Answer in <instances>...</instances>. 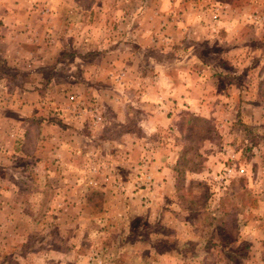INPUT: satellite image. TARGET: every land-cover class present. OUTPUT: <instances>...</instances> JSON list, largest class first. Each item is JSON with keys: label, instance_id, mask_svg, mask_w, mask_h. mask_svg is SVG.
Masks as SVG:
<instances>
[{"label": "rangeland", "instance_id": "rangeland-1", "mask_svg": "<svg viewBox=\"0 0 264 264\" xmlns=\"http://www.w3.org/2000/svg\"><path fill=\"white\" fill-rule=\"evenodd\" d=\"M11 10L24 37L22 53L11 49L0 16V264H124L119 250L142 249L125 238L182 257L207 241L203 264H243L241 238L264 254V0H0V14ZM188 18L184 50L211 61L228 50L252 66L218 61L236 99L215 116L169 103L159 70L140 65L163 55L145 50L150 32ZM73 49H91L96 64L76 74L102 78L101 99L91 80L68 83Z\"/></svg>", "mask_w": 264, "mask_h": 264}, {"label": "crops", "instance_id": "crops-1", "mask_svg": "<svg viewBox=\"0 0 264 264\" xmlns=\"http://www.w3.org/2000/svg\"><path fill=\"white\" fill-rule=\"evenodd\" d=\"M7 1H8V5L12 7L22 6V4H24V0H19L18 5L15 4L16 2L15 0H7ZM0 16H3L4 20L10 22V23L7 22L8 25H11L10 27L11 31H9V36L11 37V39L9 41L15 40L14 42H11L10 44L11 49L13 48L14 51H19V53H22L23 43L21 44H18V43L22 41L24 34L20 32L21 28L19 30H14V28H16L15 26H20L23 23L22 15L19 13L13 14L11 10V11H8L7 13L3 12V14H0ZM14 16H16V19L14 18ZM191 20H193V18L192 19H189V18L180 19L178 23L174 21V24H177V28L173 27V29L172 27L169 28L168 27L169 25H166V28L167 29L169 28L168 30H165L167 32V35H163L160 38H157L156 34H151L150 32L149 37L145 38V40L147 41V45H146L147 47H145V50H149V49L150 51L152 49L158 50L163 55H160L157 57V56H152L151 54H149L148 56H146L147 57L146 62H145V59H143L142 61H140V65H143L145 63V66H149V68L153 67L159 70V74H157L155 78L156 81H154V83L156 84V87L154 88L158 90L157 91V93H159L158 95H162V97L168 98L166 100H170L168 101L169 103H172V104L176 103L177 106L179 105L178 107H186L190 111L195 112V114H198L203 117L215 116L218 109H215L214 107L217 108L219 103H222L224 101H233V100L235 101L236 99L235 90L228 89V91H226V88H228V86L234 84V83L229 84L230 82L229 80L230 79L235 80L236 77H233V76L229 77L230 73H233V72H228L226 69H222L221 68L222 63L221 62L219 63L218 61L223 58L226 62L232 63V65L234 64L233 66L236 69L239 68L240 65H242L240 67L241 73L243 72L245 73V71L250 69L252 66L251 64L248 66V63L241 64V62L246 61L244 57L237 58V56L233 55L232 57L229 56L228 58L226 56V53L228 52V50H224V52L221 55V58L220 57L217 58L218 61H214L215 60L214 59L213 60L214 62L211 60L202 58L201 56L197 55V52L195 54H191L190 52H188V45L185 48L186 50H184L183 47H181V43L185 37L184 35L186 34L187 27L191 23ZM170 30H173V32ZM6 31L8 30L6 29ZM169 33L172 34L170 35V38L168 37ZM225 40H228V38L225 37L224 40H221V43L224 44ZM213 42L211 41L210 43H213ZM169 44H179V46L178 45L169 46ZM142 45H145L144 42L138 43L137 48H139ZM117 48L118 49H116V51L121 50L120 48L122 47L117 46ZM169 48H172V49L171 51H169V53H167V50H169ZM250 49L252 50V48ZM90 50L91 49H87V50H83L84 52H82V51H76L73 49V52H72L73 54H71V59L68 60V63H70L73 66L72 68H74L75 73H72L71 71V73H66L65 76H67L68 83L73 82L75 85L84 84L85 87H88L87 84L91 80V84L93 85L91 87L86 88L85 90L89 89L90 92H92L91 90H93V92L95 93L94 88L99 86L97 96H100V99H101L102 97H104L103 93H106V88H105L106 85H104V83L99 82L102 80V78H97L93 81L92 80L93 78L83 79L82 77H77L78 75L76 74V71L78 70L77 67L81 66L82 63H83L82 67L86 65L87 66L92 65L93 67V65L96 64V61L94 59L91 60L92 58H91ZM180 50H182L181 52H183L184 54L177 56L178 51ZM218 51L221 52L222 50H217V52ZM261 52L264 53V49H261ZM101 54H102V57L105 56L101 59V61L107 62L106 57L108 54H103V53ZM166 54H168V56ZM247 54L250 55V51ZM261 64L262 65H259L257 68L258 72L264 67V61ZM217 68H219V71H221L224 75H222V73L221 75L214 74L215 72H217L215 70ZM241 73H239L238 75H240ZM258 78L261 79L262 76H258ZM82 79L83 81H81ZM120 80H122V78ZM23 94L28 95L29 93L23 92L22 95ZM225 95L226 96L231 95V96L226 97ZM71 97L74 98L75 96L72 95ZM169 97L171 99H169ZM149 99L150 97H145L144 95L141 96L140 98L141 102H148ZM174 109L175 108H171L170 110H174ZM6 133L9 134V137L6 134V137L8 139H11L12 136L16 135V133H13L12 131H6ZM164 146L167 147V146H170V144H164ZM170 147H172V145ZM162 149L165 150V147H162ZM166 151H168V149H166ZM158 160L159 159L157 158L156 162ZM166 160L168 159L167 158L163 159L164 162H166ZM164 162H163L164 166L162 168V173L167 174V176L169 177V180L167 179V182L168 181L170 182V179H171L170 177L172 175H170L169 173L170 169L166 167V164H164ZM162 173L158 172L157 176L160 177ZM167 176H163V177L166 179L168 178ZM9 177H12V176H9ZM15 177L18 178L17 176ZM18 180L22 181L20 179ZM163 183L166 184V181ZM130 230L131 229H129L128 231L131 232ZM123 238L125 237L122 236L121 239ZM126 240L127 239L125 238V241L120 243V245H126L128 244L126 242H129L130 245L139 244L137 247H142V249L140 251H134V252L127 251L128 247L125 246L121 250H119L118 253L123 252L126 257L124 258L125 260L124 264L125 263L126 264H203L206 258V255L208 254L204 250L205 247L207 246L206 244L207 241H201V243L197 245V246H200V245L202 246L200 248L201 250H199V255L197 256L195 255V257L194 256L182 257L181 254H178L176 252H175L176 254H174V252L155 251V248H154L155 246L149 242L148 238L145 240H139V238L132 240V241L131 240L126 241ZM119 242H117V244H119ZM241 242H248L247 250L244 251V254L242 256L239 255L240 257L239 260L243 261L244 262L243 264H264V254L262 255L261 253H258V250L263 248L262 242H258L257 240H253L249 238H241V240L237 241V244L235 246L237 247ZM252 249L255 251H252ZM128 253L131 254V257H128ZM227 260L232 263L234 262V260H232L230 257L227 258ZM238 262L239 261H237V263Z\"/></svg>", "mask_w": 264, "mask_h": 264}, {"label": "trees", "instance_id": "trees-1", "mask_svg": "<svg viewBox=\"0 0 264 264\" xmlns=\"http://www.w3.org/2000/svg\"><path fill=\"white\" fill-rule=\"evenodd\" d=\"M248 248V242H241L234 250L235 253L242 256L244 251Z\"/></svg>", "mask_w": 264, "mask_h": 264}]
</instances>
